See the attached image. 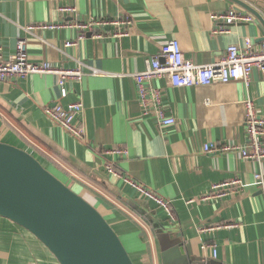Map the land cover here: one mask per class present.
Wrapping results in <instances>:
<instances>
[{"label": "crops", "instance_id": "obj_1", "mask_svg": "<svg viewBox=\"0 0 264 264\" xmlns=\"http://www.w3.org/2000/svg\"><path fill=\"white\" fill-rule=\"evenodd\" d=\"M245 1L264 18V0ZM63 6L74 10L62 11ZM232 7L253 21L226 24L228 32L213 34L223 22L211 14ZM127 18L129 25L112 22ZM45 23L62 26L26 30ZM120 30L125 33L117 34ZM19 39L26 40L31 61L82 65L86 74L69 84L63 99L55 74L0 81V141L13 137L18 146L57 162L62 178L128 241L135 264H264V187L254 183L255 172L264 177V162L243 159L238 151L203 149L207 142L246 145L245 102L252 98L264 115V74L254 69L249 86L232 81L176 88L167 78L149 80L148 88L161 90V105L175 118L171 125L159 122L152 104H142L134 78L171 39L199 64L215 62L230 45L244 46L247 40L257 47L264 41L258 17L233 0H0L3 58L16 51ZM67 41L74 45L66 46ZM79 99L83 138L44 111L57 100L66 106ZM113 147L128 154L108 153ZM107 164L170 200L174 216L125 178L108 173ZM235 177L244 182L236 194L200 200L212 184ZM0 264L59 263L30 232L0 216Z\"/></svg>", "mask_w": 264, "mask_h": 264}, {"label": "built area", "instance_id": "obj_2", "mask_svg": "<svg viewBox=\"0 0 264 264\" xmlns=\"http://www.w3.org/2000/svg\"><path fill=\"white\" fill-rule=\"evenodd\" d=\"M62 11H73L72 6H63ZM211 19L221 21L220 24L213 29V34L225 33L229 31L227 25L238 22L253 21V16L249 13L245 14L238 9L232 7L229 11L223 13H212ZM114 24L129 25L131 19L115 20ZM95 23V22H94ZM227 24V25H226ZM67 26L66 24H64ZM78 27H89V24H76ZM59 24H38L26 27L28 32L34 28L53 29L60 27ZM124 34L125 31L120 30L117 34ZM82 37V35H81ZM74 45L73 42L67 41L66 46ZM146 69L135 73L134 78L137 83L138 92L143 105L152 104L156 109L159 122L163 125L174 124L175 118L166 113L162 107V93L159 88L149 89L147 82L153 78H167L171 86L176 88L192 87L195 85H210L216 82L229 83L232 81H242L247 86L251 82V73L254 69L264 74V41L259 46L247 40L244 46L230 45L224 55L215 62L199 64L191 58H187L181 49L177 39H171L164 44L159 53L147 58ZM55 74L57 76V84L60 87V98H65L69 94V84L81 81L86 74L85 67L77 66L66 68L59 65H53L48 61L33 62L29 58L26 48V40L19 39L16 51L8 58H3L0 52V81L6 82L19 78H26L30 74ZM93 74L99 71L94 69ZM246 117L244 121V129L246 134V145L240 147L227 142H207L203 149L209 154L219 152L238 151L243 159L264 162V115L259 114L254 100L248 98L245 102ZM46 115L56 124L60 125L70 134L83 138L84 130L77 122L79 115L83 111V102L81 99L69 103L64 106L59 100L44 108ZM108 153L114 155L128 154L126 148L113 147L107 150ZM108 173H112L117 177H123L122 172L117 171L112 164L106 165ZM125 180L138 188L140 194L150 199L157 207L162 208L168 216H174L173 203L158 195L151 189L144 187L137 182L125 178ZM254 183L260 187H264V177L262 172L254 173ZM244 182L241 178L235 177L212 184L210 191L200 196L201 201H210L214 199L225 198L229 195L236 194L243 188ZM193 202L192 199L187 203ZM235 225V224H230ZM228 225V226H230ZM212 253L217 257L216 245L212 246Z\"/></svg>", "mask_w": 264, "mask_h": 264}, {"label": "water", "instance_id": "obj_3", "mask_svg": "<svg viewBox=\"0 0 264 264\" xmlns=\"http://www.w3.org/2000/svg\"><path fill=\"white\" fill-rule=\"evenodd\" d=\"M233 1L264 27L254 6ZM0 216L35 236L59 264H135L122 237L96 205L32 152L4 141H0ZM181 246L176 248L178 255Z\"/></svg>", "mask_w": 264, "mask_h": 264}, {"label": "rangeland", "instance_id": "obj_4", "mask_svg": "<svg viewBox=\"0 0 264 264\" xmlns=\"http://www.w3.org/2000/svg\"><path fill=\"white\" fill-rule=\"evenodd\" d=\"M4 142H8V143H12V144H15V145H21L19 142L17 141H14L13 140V137H10L7 139V141H4ZM39 157V156H38ZM45 165L52 171L54 172L55 174H57L60 178H62L61 174H63L64 172L62 171L60 165L56 162L55 165H53L52 163L48 162V161H45L44 162ZM65 179V178H63ZM142 196V195H141ZM124 241L125 243L127 244L128 248H129V244H128V241L124 238Z\"/></svg>", "mask_w": 264, "mask_h": 264}, {"label": "trees", "instance_id": "obj_5", "mask_svg": "<svg viewBox=\"0 0 264 264\" xmlns=\"http://www.w3.org/2000/svg\"><path fill=\"white\" fill-rule=\"evenodd\" d=\"M37 152H38V150H36ZM33 153V152H32ZM35 156H37V158L45 165V161L46 160H48L49 162H51L52 163V159L49 157V156H47L46 154H44L43 152H42V154H40L41 156H39V155H37L36 153H33ZM39 156V157H38ZM42 157H44L45 159H43ZM46 166V165H45Z\"/></svg>", "mask_w": 264, "mask_h": 264}]
</instances>
